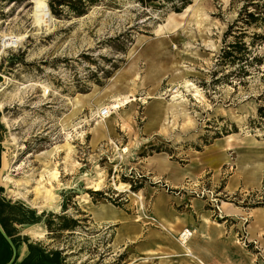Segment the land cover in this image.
Segmentation results:
<instances>
[{
  "label": "rangeland",
  "instance_id": "rangeland-1",
  "mask_svg": "<svg viewBox=\"0 0 264 264\" xmlns=\"http://www.w3.org/2000/svg\"><path fill=\"white\" fill-rule=\"evenodd\" d=\"M187 1L175 11L180 0H97L83 15L46 17L35 8L37 2L46 8L48 0H0V199L44 213L38 222L11 225L29 241L64 251L68 264H131L130 247L113 244L114 223L93 222L89 211L104 202L151 221L154 193L163 188L179 194L189 183L178 190L163 185L154 173L161 167L157 155L184 165L196 151L217 141L214 149L235 134L218 179L213 182L209 173L189 183L198 197L194 192L204 182L214 194L224 189L236 155L254 161L264 152L262 143L246 147L250 139L264 142L257 121L264 70H252L239 82L236 65H224L219 57L236 39L235 30L228 36L225 31L239 5ZM253 31L264 28L249 27L246 42ZM4 35L15 43L4 47ZM257 51L264 54V43ZM174 91L180 94L176 103ZM106 103L109 115L100 120L96 106ZM156 104L159 123L147 127ZM121 110L129 113L127 119ZM17 185L29 201L41 204L47 196L56 201L37 212L11 195ZM261 193L264 177L259 188L219 193V210L208 206L215 222L224 218V202L241 211L229 217L238 225L228 229L221 254L209 262L264 264V220H255L252 211L264 206ZM109 210L115 213L112 206ZM58 216L68 229H58L63 222ZM47 218L53 220L51 230ZM33 224L44 230L41 237L24 234Z\"/></svg>",
  "mask_w": 264,
  "mask_h": 264
},
{
  "label": "crops",
  "instance_id": "crops-1",
  "mask_svg": "<svg viewBox=\"0 0 264 264\" xmlns=\"http://www.w3.org/2000/svg\"><path fill=\"white\" fill-rule=\"evenodd\" d=\"M158 123L159 119H154L146 124L150 127ZM235 137V134H228L223 138V144L219 143L216 148L211 149L217 141L209 144L202 151H196L199 154L192 155L184 165L173 162L168 156L157 155L161 167L154 170L155 177L159 180L163 179L161 183L174 190L182 188L185 181L194 184V179L198 180L204 174L211 173L209 178L214 182L218 179L220 168L226 160L225 148L229 149L232 146ZM255 143H262L264 146V142L250 139L246 147L254 150L255 145L259 146ZM258 152L259 156L254 161H251L250 157L247 159L244 155L235 156L237 159L235 171L225 181L224 189L218 190V195L239 187L255 189L261 186L262 177H264V152ZM189 183L188 188L179 191L181 192L179 194L175 191H165L163 188L157 190L151 200L149 213L151 221H140L139 215L130 217L122 209L104 202L91 209L89 214L93 222L114 223L113 244L123 250L127 246L130 247L126 261L131 264H194L184 254L183 248L176 239V234L184 227L194 230L193 235L186 242L191 252L203 264H213L209 262V259L221 254L219 246L223 244L228 229L234 230V226L238 225L237 222L228 220L229 217L241 211L238 207L224 202L223 220L213 221L212 213L208 208L211 206L208 199L192 196L190 190L194 188V185L190 187ZM207 184L210 183L204 182L203 187L212 189L211 185ZM197 187V190L201 188ZM109 206L114 208L115 213L109 212ZM252 211L255 220H264V206L255 207ZM19 248H21L20 255H23L25 244Z\"/></svg>",
  "mask_w": 264,
  "mask_h": 264
},
{
  "label": "trees",
  "instance_id": "trees-1",
  "mask_svg": "<svg viewBox=\"0 0 264 264\" xmlns=\"http://www.w3.org/2000/svg\"><path fill=\"white\" fill-rule=\"evenodd\" d=\"M137 1L146 3L150 0ZM180 1V7L174 5L175 11H179L181 7L188 3L187 0ZM95 3H97V0H48L47 5L51 14L61 17L63 13L76 16L83 15ZM232 3H237L239 10L237 17L225 31V35L228 36L232 30H235L237 32L236 39L224 45L219 57L224 65H236V76L239 77V82H243L242 80L247 76L254 74L252 70L255 72L264 70V68H260V65L264 63V54H259L257 51L258 46L264 43V32L253 31L250 40L248 42L244 40L249 27L264 28V0H232ZM258 98L264 100V92ZM257 121L260 126L264 127V104H259L257 107ZM261 204L264 205V203ZM6 208H11L12 212L5 215L3 211ZM43 215L44 213L36 215L18 203L12 204L9 201L0 199V223L17 248L14 264H68L64 251L49 248L41 241H29L27 237L19 235L15 227L11 225V223H35L40 221ZM58 218L63 220L58 229H68L70 227L64 221L63 216H58ZM6 220L10 222L11 227L6 225ZM52 222L53 220L50 218L45 220V225L49 230H51ZM22 244H25V251L23 255H20L18 248ZM10 256L11 248L0 234V264L8 261Z\"/></svg>",
  "mask_w": 264,
  "mask_h": 264
},
{
  "label": "bare ground",
  "instance_id": "bare-ground-1",
  "mask_svg": "<svg viewBox=\"0 0 264 264\" xmlns=\"http://www.w3.org/2000/svg\"><path fill=\"white\" fill-rule=\"evenodd\" d=\"M45 6L43 3L41 2H37V6L35 8L36 12H41V15L43 16L44 13L47 14V11L45 10ZM43 10V11H42ZM44 12V13H43ZM46 16V15H45ZM47 17V16H46ZM41 18V17H40ZM16 41V38H11L10 36H3V39H2V44L4 47H7L9 44H13L15 43ZM187 83V82H186ZM188 86V85H186ZM174 87V86H173ZM172 87V88H173ZM177 91V90H176ZM174 91L173 93H171V99H172V102L176 103V99L178 97H180V94L178 92ZM116 99V95L113 96L112 100H110L111 103H114V100ZM159 103V102H158ZM103 107H107V109L109 110V106H107V103L106 105L104 106H99L97 105L96 106V114L103 108ZM159 108H160V105L159 104H156L154 106V109H153V112L150 116V119H149V122L153 121L154 119L157 118L158 114L161 112L159 111ZM151 110V109H150ZM109 115V114H108ZM107 115V116H108ZM129 116V113H126L124 110H121V115L120 117L122 119H127ZM160 117V116H159ZM109 120H111L112 118L108 117ZM159 119V118H158ZM100 120H102L100 118ZM109 123V122H108ZM147 123V122H146ZM110 125V124H109ZM55 148L56 146L52 147L48 152L47 154L48 155H52V152L55 151ZM47 171H48V174L49 176L50 175H53V170L51 167L47 168ZM7 179V178H6ZM6 181V180H5ZM8 183H11L12 180L9 179L7 181ZM15 185V184H14ZM121 186V185H120ZM10 193L12 196H14L15 198L17 199H20L22 200L23 202L27 203L28 205H30L31 207H33L34 209L37 210V212H40L44 209H48L53 203L54 201H56L55 197L54 196H47L43 199V203L39 204V203H36L34 201H29L26 199V196H25V192L21 190L20 186L17 185V186H14L13 189L10 190ZM137 196V194H136ZM140 200V199H139ZM103 203V202H102ZM25 233L29 236H33V237H41L44 233V230L39 226V224H33V225H30ZM24 233V234H25ZM178 240V239H177ZM179 242V241H178ZM181 246L183 247V251H184V254L190 259V261H192V263L194 264H202V262L191 252V250L189 249V246L187 245V243H181Z\"/></svg>",
  "mask_w": 264,
  "mask_h": 264
},
{
  "label": "built area",
  "instance_id": "built-area-1",
  "mask_svg": "<svg viewBox=\"0 0 264 264\" xmlns=\"http://www.w3.org/2000/svg\"><path fill=\"white\" fill-rule=\"evenodd\" d=\"M109 114V110L107 107H103L98 113L97 116L101 119H104ZM195 196L206 198L208 202H211V206L215 208V210H219V198L218 193H212V191L206 187H201L197 192H194ZM260 198L264 197V194H260ZM262 202V201H261ZM193 229L190 227H184L181 231L177 234L178 241L181 243L187 242L191 236L193 235Z\"/></svg>",
  "mask_w": 264,
  "mask_h": 264
},
{
  "label": "water",
  "instance_id": "water-1",
  "mask_svg": "<svg viewBox=\"0 0 264 264\" xmlns=\"http://www.w3.org/2000/svg\"><path fill=\"white\" fill-rule=\"evenodd\" d=\"M46 11H47L46 16H47V17H50L51 14H50V12H49V9H48L47 4H46ZM0 234H1V236L7 241V243L9 244V246H10V248H11V256H10V258H9L8 261H6V262L3 263V264H14V262H15V260H16V256H17V248H16V246L14 245V243H13L11 237H9V236L7 235V233L5 232V230H4L3 226L1 225V223H0Z\"/></svg>",
  "mask_w": 264,
  "mask_h": 264
}]
</instances>
